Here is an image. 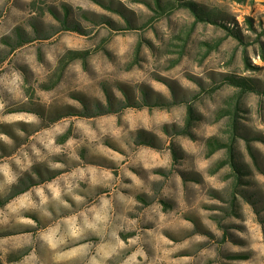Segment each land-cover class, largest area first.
<instances>
[{
  "label": "rangeland",
  "instance_id": "1",
  "mask_svg": "<svg viewBox=\"0 0 264 264\" xmlns=\"http://www.w3.org/2000/svg\"><path fill=\"white\" fill-rule=\"evenodd\" d=\"M181 1L229 30L195 22L182 7L157 19L151 0H0V137L8 138L0 139V168L15 177L5 183L0 171V201L17 183L31 186L0 207L3 263L88 264L101 258L98 249L119 243L104 264H264V94L221 83L232 76L264 87V5ZM65 8L84 35L60 31L13 52L1 43L14 39L15 28L36 38L32 23L55 33L52 12L62 16ZM70 51L82 58L62 69ZM121 86L136 97L141 86L167 99L197 97L191 135H173L184 125L185 104L53 123L64 107L80 109V98L104 103L105 87L121 99ZM229 109L239 175L218 167L224 149L206 156L208 138L230 134ZM27 116L35 120L9 119ZM139 131L150 145L137 143ZM20 201L26 207L13 212ZM96 217V229L65 244L53 248L44 239Z\"/></svg>",
  "mask_w": 264,
  "mask_h": 264
},
{
  "label": "trees",
  "instance_id": "2",
  "mask_svg": "<svg viewBox=\"0 0 264 264\" xmlns=\"http://www.w3.org/2000/svg\"><path fill=\"white\" fill-rule=\"evenodd\" d=\"M173 0H151V4L149 5L150 9L154 11L157 19L164 17L167 13L172 12L173 10L177 8H187L191 14L195 18V22H210L214 25H220L226 29L227 26L222 25L221 23L217 22L218 20L209 16L206 11H204L203 7L190 3V2H183L181 0H176V2H172ZM259 1L262 5H264V0H256ZM65 13L60 16L57 15L56 12H52L53 17L59 22L60 24V30L56 31L55 33L46 34L42 27H39L38 24L32 23V26L35 31L36 38H31L30 35L26 34L24 31H22L20 28H15L13 30V37L16 39V41L13 43L12 37H5L1 39V43L4 45H11L10 51H15L16 49L28 44L32 43L35 40H47L50 39L53 35L56 33H59L60 31H71L76 32L81 35H84L83 30L80 28L78 24H76L74 21H70L68 18V10L65 8ZM99 24L100 25H106L111 26L112 21L106 17H100L99 18ZM130 29V26H129ZM229 30V29H228ZM233 33V32H232ZM234 34V33H233ZM236 37V34H234ZM82 54L79 52H68L65 55H63L59 60V65L62 69H64L70 62L81 59ZM4 60L0 61L2 63ZM250 67V65H249ZM221 83L232 85L240 90L241 94H245L248 92L253 93H261L264 94V87L256 85L252 83L249 79L246 78H237L232 76H225L224 80L221 81ZM104 94H105V102L102 103L98 100H87L85 98H80V104L81 108L77 109L71 106H66L62 110L58 111L56 114V117L53 120V123L56 121H59L62 118L66 117H83V118H95V117H101V116H107V115H116L126 109L132 108V109H142V108H158V109H169L171 107H174L176 105L185 104L186 105V116L184 119V125L179 130H174L173 135H184V136H190V129L193 126L194 122L198 120L194 108H193V101L196 100V98L193 100L185 98V97H176L175 95L171 99L164 98L160 94L153 93L149 89L143 88L142 86L139 88V97H136L134 95L133 90H127V88L120 87V90L123 94V97L121 99H118L114 96L111 91L105 87ZM217 89V88H215ZM198 99V98H197ZM38 117H41L42 119V113L40 112H33ZM226 114L228 115L231 123L230 128V134L225 140H220L215 137H210L205 142L206 147V156L209 157L213 155L218 150H225V159L220 161L218 163V167L221 168L225 165H227L234 174L239 175L240 170L236 162L235 152H234V143L236 141V137L238 134L237 128L235 125V113L232 109H229L226 111ZM163 131L165 134H170L168 132L166 127H163ZM137 136L135 139L137 140L138 144L142 145H150L149 137L147 135L142 134V132H137ZM171 153L173 157V161H176L179 159L176 155V151L171 145ZM235 180H239L238 176H234ZM31 186H26L21 188L20 183H17L15 186L12 187L14 193L9 196L4 201H0V207H2L5 203H7L12 198L23 194L26 192ZM0 264H5L0 259Z\"/></svg>",
  "mask_w": 264,
  "mask_h": 264
},
{
  "label": "clouds",
  "instance_id": "3",
  "mask_svg": "<svg viewBox=\"0 0 264 264\" xmlns=\"http://www.w3.org/2000/svg\"><path fill=\"white\" fill-rule=\"evenodd\" d=\"M0 108H3V104H0ZM9 119H26L28 121H33L35 120V117L32 116H27V117H11ZM0 139H4L7 141V137H0ZM0 171L4 172V176H5V183H11L15 177L11 175V173L9 172V170L7 169V167H3L0 168ZM3 185H0V189H2ZM68 191H71V186L69 187ZM53 196L55 199H59L60 197V192L59 190H54L53 191ZM46 198H42V202H44ZM61 203H63V201H61ZM26 207V205L24 204L23 201H20L19 204L16 207H12V211L13 212H17L19 208H24ZM101 222V218L100 217H96V221L95 222H90L88 221L87 218H85L84 220V227L83 228H79V227H75V226H70L68 232L66 234H62L59 235L55 238H53V236H45L44 239L47 240L51 246L53 248H55L58 245H62L65 244L67 242V240L69 238H75L80 236L86 229H96L97 227V223ZM120 247L119 243L113 245V246H103L100 249L97 250V255H99L101 258L97 259L96 256H92L91 259L88 261V264H104V260L107 259L112 252H115L116 249ZM85 248H87V246H85ZM85 249H74L72 252L69 253H64V256L70 257L73 255H76L77 252H82ZM60 258V257H58ZM135 259V255H133L132 257H130V260H134ZM125 264H129V261H125Z\"/></svg>",
  "mask_w": 264,
  "mask_h": 264
}]
</instances>
